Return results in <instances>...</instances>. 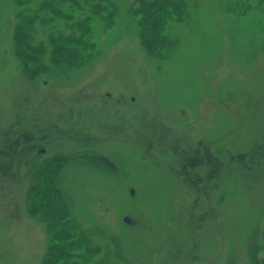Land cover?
Returning a JSON list of instances; mask_svg holds the SVG:
<instances>
[{
    "label": "rangeland",
    "instance_id": "rangeland-1",
    "mask_svg": "<svg viewBox=\"0 0 264 264\" xmlns=\"http://www.w3.org/2000/svg\"><path fill=\"white\" fill-rule=\"evenodd\" d=\"M41 1L0 0V173L13 188L0 190V264L41 263L46 228L27 194L55 155L70 216L97 248L89 264H176L189 250L185 264H251L254 245L263 257L264 0H181L163 58L140 45L138 0H59L73 20L101 1L113 22L91 14L90 58L27 80L16 14ZM68 22L33 23L47 66Z\"/></svg>",
    "mask_w": 264,
    "mask_h": 264
},
{
    "label": "trees",
    "instance_id": "trees-1",
    "mask_svg": "<svg viewBox=\"0 0 264 264\" xmlns=\"http://www.w3.org/2000/svg\"><path fill=\"white\" fill-rule=\"evenodd\" d=\"M17 5H27L31 0H16ZM101 1L89 6L90 14L73 20L74 16L60 8L59 0L41 1L34 15L18 12L14 26L13 44L23 76L27 80L39 78L41 74L66 73L81 66L91 56L95 46L94 29L91 14L100 19L105 28L113 22V11L101 6ZM138 5L131 13L138 18L140 28L139 41L147 54L157 58L165 56L173 41L165 33L166 24L170 20H181L185 16L181 0H138ZM245 6L240 5L238 13H243ZM46 14V15H45ZM44 15V16H43ZM46 23L51 20L65 19L72 26L68 34L50 35L52 51L48 56L50 66L44 64L42 52L45 48L41 42H33V23ZM67 23V22H66ZM66 157L55 155L43 160L35 170L36 184L27 194V211L32 217L45 224L47 241L46 249L40 264H89L90 257L97 248L83 235L70 216L69 207L63 193L57 187L56 177ZM101 159L102 157H98ZM259 246L254 245L250 251L251 264H264V256L256 254ZM264 250V245L262 246ZM91 264H102L92 262Z\"/></svg>",
    "mask_w": 264,
    "mask_h": 264
},
{
    "label": "bare ground",
    "instance_id": "bare-ground-1",
    "mask_svg": "<svg viewBox=\"0 0 264 264\" xmlns=\"http://www.w3.org/2000/svg\"><path fill=\"white\" fill-rule=\"evenodd\" d=\"M1 152H5L6 153V152H8V150L1 149ZM9 182L10 181H9L8 175H4V174L0 173V188H1L0 190L3 191L2 192V197H3V195L4 196L5 195H9L10 192L13 191V188L10 186ZM0 201H1V199H0ZM6 209H7L6 205H0V210L1 211H4ZM183 225H185V224L183 223ZM184 256L185 257L182 260H180V262H177L176 264H185L186 263V259L188 258V256H190V250H189V253L185 254Z\"/></svg>",
    "mask_w": 264,
    "mask_h": 264
},
{
    "label": "water",
    "instance_id": "water-1",
    "mask_svg": "<svg viewBox=\"0 0 264 264\" xmlns=\"http://www.w3.org/2000/svg\"><path fill=\"white\" fill-rule=\"evenodd\" d=\"M124 221H125V222H128V221H129V218H128V217H125V218H124Z\"/></svg>",
    "mask_w": 264,
    "mask_h": 264
}]
</instances>
